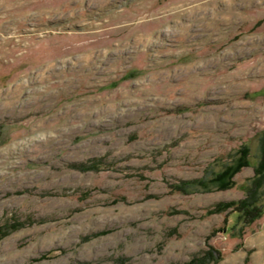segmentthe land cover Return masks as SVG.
I'll return each mask as SVG.
<instances>
[{
  "label": "rangeland",
  "instance_id": "374dc122",
  "mask_svg": "<svg viewBox=\"0 0 264 264\" xmlns=\"http://www.w3.org/2000/svg\"><path fill=\"white\" fill-rule=\"evenodd\" d=\"M262 162L264 0H0V264H264Z\"/></svg>",
  "mask_w": 264,
  "mask_h": 264
},
{
  "label": "trees",
  "instance_id": "16d2710c",
  "mask_svg": "<svg viewBox=\"0 0 264 264\" xmlns=\"http://www.w3.org/2000/svg\"><path fill=\"white\" fill-rule=\"evenodd\" d=\"M246 150L243 151V156H241L240 158V162L239 165L236 167H229L227 168V170L225 172H222L220 174V176L218 177L217 180H219L220 184H226V180H229V178L236 172L239 170L241 165H245L246 162ZM245 160V161H242ZM241 164V165H240ZM264 167V162H262L260 164V169L258 170L259 172L262 171V168ZM256 200H254L253 202L250 201L249 199H242L238 205H236L237 207H235V209L233 210V213H236L237 216L239 214V217L241 218V216H252V217H258V212H256L254 214V211H256V205H254L253 203H255ZM223 206H219V208L223 209V208H228L229 206H234L235 202H224L222 203ZM255 208V209H254ZM201 262H203L202 257H194L193 259H191L190 261H187L185 264H200Z\"/></svg>",
  "mask_w": 264,
  "mask_h": 264
}]
</instances>
